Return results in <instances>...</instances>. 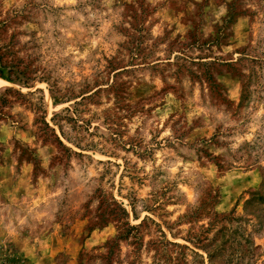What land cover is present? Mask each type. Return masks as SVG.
Here are the masks:
<instances>
[{"label": "rangeland", "instance_id": "rangeland-1", "mask_svg": "<svg viewBox=\"0 0 264 264\" xmlns=\"http://www.w3.org/2000/svg\"><path fill=\"white\" fill-rule=\"evenodd\" d=\"M9 261L264 264V0H0Z\"/></svg>", "mask_w": 264, "mask_h": 264}, {"label": "trees", "instance_id": "trees-1", "mask_svg": "<svg viewBox=\"0 0 264 264\" xmlns=\"http://www.w3.org/2000/svg\"><path fill=\"white\" fill-rule=\"evenodd\" d=\"M130 228H135L132 225H129ZM26 261V259H24ZM4 264H14V261L5 262Z\"/></svg>", "mask_w": 264, "mask_h": 264}]
</instances>
